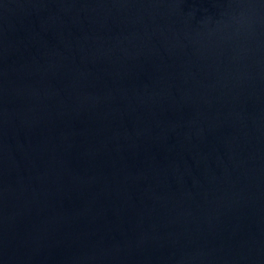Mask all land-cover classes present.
I'll list each match as a JSON object with an SVG mask.
<instances>
[{
    "label": "water",
    "instance_id": "obj_1",
    "mask_svg": "<svg viewBox=\"0 0 264 264\" xmlns=\"http://www.w3.org/2000/svg\"><path fill=\"white\" fill-rule=\"evenodd\" d=\"M0 264H264V0H0Z\"/></svg>",
    "mask_w": 264,
    "mask_h": 264
}]
</instances>
